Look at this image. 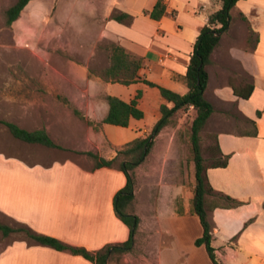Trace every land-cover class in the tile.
Listing matches in <instances>:
<instances>
[{
  "label": "crops",
  "instance_id": "obj_1",
  "mask_svg": "<svg viewBox=\"0 0 264 264\" xmlns=\"http://www.w3.org/2000/svg\"><path fill=\"white\" fill-rule=\"evenodd\" d=\"M158 1L33 0L12 24H19L21 43L40 40L39 34L49 28L50 13L69 10L78 20L69 31L54 26L53 32L61 36L62 48L79 59L70 60L75 67L69 72L30 78L43 86L7 87L0 93L5 96L0 104L12 108V123L29 132L45 130L62 147L32 144L47 148L50 160L43 163L0 156V213L5 217L90 252L129 240L130 229L114 208L115 196L126 186V175L118 167L95 168L85 153L113 160L126 145L149 137L161 119V105L171 108L173 104L144 83L107 82L90 72V63L100 46L113 43L143 59L139 74L144 79L186 95L189 89L183 78L197 39L209 17L222 8L217 0H163L166 15L155 21L146 12ZM114 12L126 13L133 21L112 20ZM83 14L89 22L82 21ZM231 16L242 27L244 41L237 45L231 24L212 53L205 98L214 113L204 128L210 136L208 144L215 145L211 157L217 161L228 157V164L213 168L214 162L204 159L214 192L241 204L232 206L209 195L206 207L212 246L221 264H264V0H240ZM104 51L108 67L110 52ZM38 58L53 60L44 52ZM61 77L67 86L61 85ZM249 85L254 87L249 99L235 94L234 89L244 93ZM139 91L143 119L131 118L126 128L103 123L110 109L108 96L130 103ZM183 112L195 118L194 108ZM180 126L172 134L164 128L146 161L136 169L133 212L140 226L135 248L110 264H213L206 248L196 245L203 228L190 213L194 186L186 187L167 172V160L179 157L175 154L180 150L181 139L176 135ZM0 264L93 263L29 239L4 251Z\"/></svg>",
  "mask_w": 264,
  "mask_h": 264
},
{
  "label": "trees",
  "instance_id": "obj_2",
  "mask_svg": "<svg viewBox=\"0 0 264 264\" xmlns=\"http://www.w3.org/2000/svg\"><path fill=\"white\" fill-rule=\"evenodd\" d=\"M31 1L33 0H18L15 5L9 8L6 12V25L12 26V24L20 18L23 10ZM217 1L222 3V8L209 17L207 25L201 30L200 36L195 44L194 53L188 65L187 74L183 78L184 83L189 89L186 95H180L144 79L139 74L144 65L143 59L128 53L121 46L113 43L110 44L111 63L102 75L107 82L119 83L125 86L141 82L151 88H157L161 97L167 103L173 104L171 108L167 104L161 105V119L149 137L137 139L126 145L118 152L117 157L113 160L108 161L100 158L94 153H85L94 160L95 168L118 167L126 175V186L115 196L114 208L120 220L130 229L129 240L120 244L108 245L99 251L90 252L84 248L68 246L54 237L38 234L24 225L22 229L29 239L39 245L47 246L60 252L68 251L73 255L81 256L93 264H110L113 258L133 251L140 226V218L133 212L137 186L136 169L146 161L155 145V139L161 131L172 123L173 118L180 111L193 107L195 110V118L191 126L189 151L195 167V187L194 195L191 200L190 213L196 215L200 219L203 228V235L196 241V245L206 248L213 264H221L212 246L213 236L208 218V209L206 207V197L209 195H217L231 202L232 206H238L241 203L230 197L215 193L211 187L207 176L208 165H206L202 153L200 134L214 113L213 105L205 98V91L209 81L207 66L210 64L212 53L219 46L222 36L230 30L232 24L231 11L240 0ZM146 15L152 20H161L166 15V5L164 1H158L153 10L146 12ZM111 19L123 24H130L133 21L132 16L118 12H114ZM253 89L254 87L249 85L244 89V93L237 89H234V91L237 96L249 99ZM141 97L142 92L139 91L134 100L127 103L117 97L108 96L107 101L110 109L103 123L126 128L129 126L131 118L138 120L143 119L144 112L138 107ZM0 124L5 125L12 136L19 141L29 144H40L48 148L62 149V147L56 145L51 140L45 130L29 132L14 123L0 121ZM217 148L219 151L218 146ZM227 164L228 157H225L223 160L221 159L214 162L211 167L225 168ZM0 229L4 232L5 236L18 231L5 225H0Z\"/></svg>",
  "mask_w": 264,
  "mask_h": 264
},
{
  "label": "rangeland",
  "instance_id": "obj_3",
  "mask_svg": "<svg viewBox=\"0 0 264 264\" xmlns=\"http://www.w3.org/2000/svg\"><path fill=\"white\" fill-rule=\"evenodd\" d=\"M17 1L18 0H0V93H2L7 87L20 88L27 86H43L38 84L40 81L38 82L37 79L31 80L30 78L48 72H69L71 71L72 66L75 67L74 64L70 63V60L79 59L76 55L70 54L68 49L62 48L61 36H55V33L53 32L54 26L61 29L64 27L69 31V27L78 20V17L74 13H71L69 10L63 14L51 12L49 19L46 21L49 28L39 34L38 37L40 40H28L25 43H21L18 31H16L19 24L17 23L15 26L6 25V12L9 8L15 5ZM81 19L84 23H86V21L89 22L88 17L84 14ZM232 24L236 43L238 46H242L244 35L241 33L242 27L238 25L236 17L232 20ZM62 36H64L63 33ZM65 40L69 45L68 39ZM104 50L110 52V44H103L99 47L98 56L95 58L94 62L90 63L89 69L92 74H99L102 76L105 70L109 67H107L106 52ZM43 52L49 57H53V60L51 62L48 60L41 62L38 55ZM60 83L61 85L63 84V86L68 85V81L65 77H61ZM4 98L5 96L0 95L1 100ZM11 117L12 108L9 107L6 109L3 104H0V121L12 123ZM193 119L194 116L190 114L186 115L183 111H180L173 118L172 123L166 128L168 134H172L175 128L178 125H181L176 133L181 139L179 153L175 154L176 157H179L177 159L167 160V172H171L176 181H180L186 187L191 189L193 186L195 187V167L189 151L190 132ZM202 131L203 139L201 138V146L203 147V157L205 156L208 164L211 161L216 162L217 160H214L213 157H211L215 154L214 142L211 145L208 144L210 138L209 133L206 132V130L204 131V129ZM45 151H48L45 147L27 144L15 139L8 128L5 125L0 124V156H8L9 158L15 159L20 158L30 163H43L50 160L48 155L45 154ZM79 159L82 160L83 158ZM87 159L94 162L89 156ZM208 164L206 163V165ZM214 201H217V199H214ZM0 225L9 226L18 230L5 236L4 232L0 229V255L14 244L29 240L27 234L22 229L24 225L8 219L2 213H0Z\"/></svg>",
  "mask_w": 264,
  "mask_h": 264
},
{
  "label": "built area",
  "instance_id": "obj_4",
  "mask_svg": "<svg viewBox=\"0 0 264 264\" xmlns=\"http://www.w3.org/2000/svg\"><path fill=\"white\" fill-rule=\"evenodd\" d=\"M191 108H193V107H191Z\"/></svg>",
  "mask_w": 264,
  "mask_h": 264
}]
</instances>
